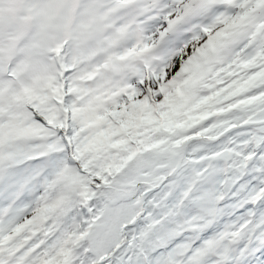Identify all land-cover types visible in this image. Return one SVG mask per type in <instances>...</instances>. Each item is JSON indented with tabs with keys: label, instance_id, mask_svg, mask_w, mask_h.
<instances>
[{
	"label": "snow or ice",
	"instance_id": "6c2138e0",
	"mask_svg": "<svg viewBox=\"0 0 264 264\" xmlns=\"http://www.w3.org/2000/svg\"><path fill=\"white\" fill-rule=\"evenodd\" d=\"M0 264H264V0H0Z\"/></svg>",
	"mask_w": 264,
	"mask_h": 264
}]
</instances>
